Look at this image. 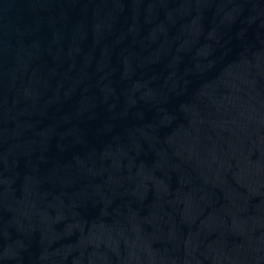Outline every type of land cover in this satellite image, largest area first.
Listing matches in <instances>:
<instances>
[{
	"label": "water",
	"instance_id": "obj_1",
	"mask_svg": "<svg viewBox=\"0 0 264 264\" xmlns=\"http://www.w3.org/2000/svg\"><path fill=\"white\" fill-rule=\"evenodd\" d=\"M0 264H264V0H189L0 119Z\"/></svg>",
	"mask_w": 264,
	"mask_h": 264
}]
</instances>
